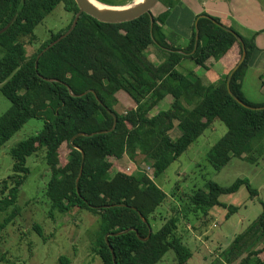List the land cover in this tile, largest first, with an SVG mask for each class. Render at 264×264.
Here are the masks:
<instances>
[{
    "label": "trees",
    "instance_id": "1",
    "mask_svg": "<svg viewBox=\"0 0 264 264\" xmlns=\"http://www.w3.org/2000/svg\"><path fill=\"white\" fill-rule=\"evenodd\" d=\"M97 1L122 6L132 0ZM179 2L158 0L164 8L158 14L151 9L116 23L83 12L69 34L46 48L70 28L79 10L76 1L0 0V30L9 25L0 33V91L11 103L0 116V147L30 119L43 122L36 134L10 151L12 173L0 181V210L15 206L30 173L27 157L42 152L49 170L44 188L48 217L54 220L56 213L71 208L97 215L92 249L103 264H158L169 249L175 251L177 264H190L191 249L175 236L178 205L162 217L157 209L168 195L137 165L125 168L117 162L125 155L136 163L152 161L157 177L216 120L225 124L226 132L209 150V161L218 168L234 157L245 158L250 142L264 134V102L250 101L242 90L256 33L245 36L202 12L195 17L188 44L179 46L163 30ZM60 3L71 13L70 22L27 54L26 45L37 40L35 27ZM150 46L163 51L165 59L154 62ZM243 46L246 57L234 70ZM211 58L225 69L215 85L177 69L185 59L206 67ZM167 96L171 102L156 109ZM122 97L128 105L120 112L116 104ZM175 127L176 137L171 135ZM241 186L251 198L257 195L247 178L228 186L209 181L206 189L188 196L190 205L220 206L228 217L237 206L219 198ZM16 213L15 207L0 228ZM151 220L162 223L153 228ZM34 229L41 235L39 225ZM214 262L264 264V204Z\"/></svg>",
    "mask_w": 264,
    "mask_h": 264
},
{
    "label": "rangeland",
    "instance_id": "2",
    "mask_svg": "<svg viewBox=\"0 0 264 264\" xmlns=\"http://www.w3.org/2000/svg\"><path fill=\"white\" fill-rule=\"evenodd\" d=\"M184 3L188 4L186 1ZM159 10H163L160 3L152 8L155 14ZM183 15L186 17L185 11ZM71 16L62 3L58 4L35 27L37 40L34 44L26 43L27 54L34 52L51 32L66 26ZM163 30L171 42L179 46L188 44L190 38L185 39V35L176 32L171 26L165 24ZM148 53L156 63H160L164 57V52L154 46L149 47ZM219 67L215 64L211 75L215 77ZM177 69L183 73L194 71L196 75L203 77V68L190 59L183 60ZM244 94L250 101L259 103L261 101L258 99H264V85L261 93L254 85H248ZM170 98L167 97L156 109L166 107ZM127 105V99L122 97L116 104V109L123 112ZM10 106V101L0 91V116ZM174 123L176 125L177 121ZM42 125V120L30 119L0 147V181L12 173L11 149L20 141L36 134ZM225 132V124L216 120L157 177L154 175L152 161L145 162L141 159L138 164L124 156L117 162L125 168H134L137 165V171L141 170L153 178L168 195L166 204L163 203L157 209L162 217H169L172 214L171 206L178 205L179 220L175 236L182 238L181 241L191 249L190 264H215L219 251L226 249L235 235L244 230L263 210L264 134L250 142V147L244 154L245 158L234 157L226 165L217 168L209 161L208 154L213 144ZM178 134L179 130L175 127L171 135L176 137ZM62 151V159H65L66 148ZM26 165L30 168V173L21 186L15 206L0 210V223H4V219L14 208L17 209L14 218L0 228V264H103L92 249L93 234L98 228V216L87 210L71 208L65 214L56 213L54 220L49 218L48 200L44 195L49 170L44 153L28 156ZM237 178H247L257 195L251 198L248 189L241 186L233 194L220 196L222 203L237 206V210L230 216L225 217L226 209L220 206L194 209L190 205L188 196L197 189H206L207 182L214 181L221 186H228ZM161 223L160 220H151L153 228H158ZM35 224L42 228L41 235L34 229ZM158 264H177L175 251L169 249Z\"/></svg>",
    "mask_w": 264,
    "mask_h": 264
},
{
    "label": "crops",
    "instance_id": "3",
    "mask_svg": "<svg viewBox=\"0 0 264 264\" xmlns=\"http://www.w3.org/2000/svg\"><path fill=\"white\" fill-rule=\"evenodd\" d=\"M184 1H186L188 4L185 5ZM192 1L193 2L180 0V2L171 11L165 24L171 26V28L176 32L185 35L184 37H187L185 39H189L192 34V23H194L195 17L202 12H206L212 16L220 18L225 22H228L245 36L255 32L256 47L252 52L248 68L244 75L242 90L244 92L245 87L248 85H254L255 88H258V92L261 93L262 87L264 85V0ZM184 11L186 12V17L183 15ZM164 59L165 56L160 60V62ZM215 64L220 66V70L214 77L211 75V71ZM202 68L203 77L199 76L198 74L197 75L204 79V83L207 82V84L215 85L219 79L225 76V69L220 63L218 64V62L212 58L208 60L206 67ZM166 98L165 100H167ZM258 101H261L259 103H263L264 99H258Z\"/></svg>",
    "mask_w": 264,
    "mask_h": 264
},
{
    "label": "water",
    "instance_id": "4",
    "mask_svg": "<svg viewBox=\"0 0 264 264\" xmlns=\"http://www.w3.org/2000/svg\"><path fill=\"white\" fill-rule=\"evenodd\" d=\"M75 1L78 5L79 10L74 17V20H73L70 28L66 31V33L61 35L58 39H56L54 42H52L46 48H49L50 46H52L53 44H55L56 42L61 40L63 37H65L67 34H69L73 30V28L76 26L77 21L83 12L88 14V15L95 17L99 21L116 23V22H123V21L131 20V19H134V18H136V17H138L144 13H147L158 2V0H143L141 3H139L137 5L126 7V8H125V6H118V7H124V8L110 9V10H99V9L92 7L86 0H75ZM99 3H102V2H99ZM102 4H104V3H102ZM104 5L110 6V7H117V6L107 5V4H104ZM8 26L9 25H6L3 29H1L0 33L5 31ZM245 57H246V51H245V48L243 46V54H242L239 62L235 66L234 70L236 68H238V66L244 61ZM36 65H37V63H36ZM81 170H82V167H81ZM113 259H115L114 255H113ZM114 264H116V263L114 262Z\"/></svg>",
    "mask_w": 264,
    "mask_h": 264
},
{
    "label": "bare ground",
    "instance_id": "5",
    "mask_svg": "<svg viewBox=\"0 0 264 264\" xmlns=\"http://www.w3.org/2000/svg\"><path fill=\"white\" fill-rule=\"evenodd\" d=\"M92 7L96 8V9H99V10H110V9H121V8H124V7H110V6H106L102 3H99V1L97 0H86ZM143 0H132L131 2H129L128 4L126 5H122V6H125L126 7H130V6H134V5H137L139 3H141Z\"/></svg>",
    "mask_w": 264,
    "mask_h": 264
}]
</instances>
